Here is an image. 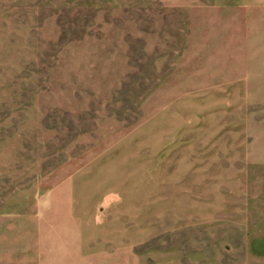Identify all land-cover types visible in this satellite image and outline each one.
Segmentation results:
<instances>
[{
	"label": "rangeland",
	"instance_id": "1",
	"mask_svg": "<svg viewBox=\"0 0 264 264\" xmlns=\"http://www.w3.org/2000/svg\"><path fill=\"white\" fill-rule=\"evenodd\" d=\"M188 33L158 0H0V264H264V57L203 89Z\"/></svg>",
	"mask_w": 264,
	"mask_h": 264
},
{
	"label": "crops",
	"instance_id": "2",
	"mask_svg": "<svg viewBox=\"0 0 264 264\" xmlns=\"http://www.w3.org/2000/svg\"><path fill=\"white\" fill-rule=\"evenodd\" d=\"M158 1L186 9L189 33L179 72L194 74L197 67L193 76L203 89H238V83L245 82L248 59L254 54L264 57V0Z\"/></svg>",
	"mask_w": 264,
	"mask_h": 264
}]
</instances>
